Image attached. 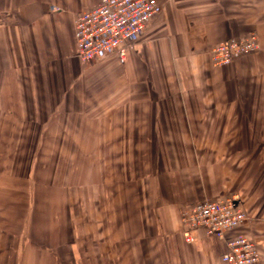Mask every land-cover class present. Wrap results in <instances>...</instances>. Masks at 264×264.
Here are the masks:
<instances>
[{
    "label": "crops",
    "instance_id": "0c3cea01",
    "mask_svg": "<svg viewBox=\"0 0 264 264\" xmlns=\"http://www.w3.org/2000/svg\"><path fill=\"white\" fill-rule=\"evenodd\" d=\"M98 2L0 0V264H226L181 212L228 196L249 219L227 238L264 264V0H158L124 62L85 64L75 20Z\"/></svg>",
    "mask_w": 264,
    "mask_h": 264
},
{
    "label": "built area",
    "instance_id": "2783aa9c",
    "mask_svg": "<svg viewBox=\"0 0 264 264\" xmlns=\"http://www.w3.org/2000/svg\"><path fill=\"white\" fill-rule=\"evenodd\" d=\"M54 11L60 8L53 7ZM159 12L158 0H99L98 4L81 12L75 20L78 56L82 63L118 52L125 61L126 47L132 45L146 29L147 23ZM259 37L251 34L244 40L221 42L212 49L215 65H227L235 59L259 49ZM249 216L236 196L205 200L186 207L181 220L187 228L186 239L192 241L190 228H204L207 235L227 239L228 250L222 255L226 264H262L260 251L253 238L245 235L227 238L228 231L245 223Z\"/></svg>",
    "mask_w": 264,
    "mask_h": 264
}]
</instances>
